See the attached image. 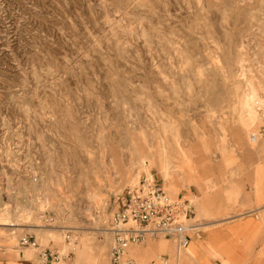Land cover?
<instances>
[{
  "label": "rangeland",
  "instance_id": "374dc122",
  "mask_svg": "<svg viewBox=\"0 0 264 264\" xmlns=\"http://www.w3.org/2000/svg\"><path fill=\"white\" fill-rule=\"evenodd\" d=\"M251 81L264 96V0H0V239L37 264L21 235L59 264H111L107 231L143 160L178 195L160 153L180 190L243 212L263 141L259 111L241 127ZM180 146L198 178L177 171ZM150 245L132 252L142 264Z\"/></svg>",
  "mask_w": 264,
  "mask_h": 264
},
{
  "label": "crops",
  "instance_id": "0c3cea01",
  "mask_svg": "<svg viewBox=\"0 0 264 264\" xmlns=\"http://www.w3.org/2000/svg\"><path fill=\"white\" fill-rule=\"evenodd\" d=\"M259 129L263 137L259 160L254 165L251 183L241 191L238 203V207H241L243 212L234 216H220L219 213L223 210L218 208L222 206L215 201V197L204 198V195H196V189L180 190L176 183L168 181L169 187L178 194L173 196L166 191L165 185L160 183L172 197L194 199V210L188 220L191 228L188 231L190 241L187 249L178 252L173 241L165 238H152L150 243L146 242L143 245L145 254L150 244L154 246L155 251L153 250L152 253H155L157 257L151 262L169 264V261L175 259L177 264L184 260L186 264H264L263 119ZM213 201L219 206L213 207ZM139 250L137 246L132 247L130 253L141 263L134 255L135 253L140 255ZM30 257L23 250H20L18 254L10 252L7 243L0 239V264H37Z\"/></svg>",
  "mask_w": 264,
  "mask_h": 264
},
{
  "label": "built area",
  "instance_id": "2783aa9c",
  "mask_svg": "<svg viewBox=\"0 0 264 264\" xmlns=\"http://www.w3.org/2000/svg\"><path fill=\"white\" fill-rule=\"evenodd\" d=\"M258 111L264 120V102ZM257 136L253 133L252 138ZM193 210V199L170 196L154 178L128 187L109 229L111 264H141L131 255L130 248L144 245L150 238L169 239L178 252L184 251L190 241L188 220ZM19 245L38 249V264H59L63 258L58 251L41 248L37 238L30 234L21 235Z\"/></svg>",
  "mask_w": 264,
  "mask_h": 264
},
{
  "label": "bare ground",
  "instance_id": "6f19581e",
  "mask_svg": "<svg viewBox=\"0 0 264 264\" xmlns=\"http://www.w3.org/2000/svg\"><path fill=\"white\" fill-rule=\"evenodd\" d=\"M248 86H249L248 90L245 92L241 102L242 115L240 116V118L242 125L241 127L243 130L251 129L253 126L260 124L259 123L260 119L258 118V107L260 104L264 102V96L261 95V93L259 92L260 86L257 87V84L252 81L248 83ZM251 133L253 135V132ZM180 152H181V156L183 157V161H182L183 166L179 167L180 169H178L177 171L181 170V168L186 166L188 169L187 173H190L191 177L197 178L198 171L192 158V152H188L182 146H180ZM164 158L165 157H163L161 153L155 155V157L153 156L154 161L159 166L160 172L165 173V176L163 177L164 182H167L169 181V177H171L170 162ZM147 165H148L147 161L143 160L141 167L143 171L146 172L148 178L152 179L154 177V174L152 171L148 169ZM38 186L40 185L38 184ZM107 232L109 233L110 231ZM152 248H154L153 245ZM99 258H100V254L94 255L93 257V259H99Z\"/></svg>",
  "mask_w": 264,
  "mask_h": 264
}]
</instances>
